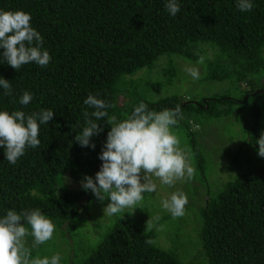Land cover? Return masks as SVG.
<instances>
[{
    "label": "trees",
    "instance_id": "trees-1",
    "mask_svg": "<svg viewBox=\"0 0 264 264\" xmlns=\"http://www.w3.org/2000/svg\"><path fill=\"white\" fill-rule=\"evenodd\" d=\"M177 2L181 10L173 17L166 11V0H0V10L30 14L32 27L43 37L42 50L51 56L46 67L30 63L18 72L0 57V78L12 86L11 95L0 87V111L28 115L51 109L55 113L52 121L40 126L39 147L28 148L15 165L6 160L5 148L0 146V218L8 210L38 209L60 229L80 211H88L95 195L82 186L77 191L66 189L64 176L76 182L86 176L95 179L112 126L107 121L127 119L140 103L155 112L180 107L182 118L175 126L186 135L196 174L206 187L207 200L195 217L201 248L197 262H181L161 249L153 230L145 231L124 213L86 258L71 255L67 264H264V157L259 156L256 143L264 125L259 106L243 139V144L248 139L254 148L258 165L252 164L220 191L213 192L207 185V163L188 126L190 121L228 116L243 96V103L255 105L264 96V0H252L248 12L239 11L237 0ZM204 45L241 71L231 74L206 57L203 81H227L239 89L245 83L242 97L190 101L170 95L151 100L139 92L136 82H124L164 54L196 62L195 53L204 55ZM3 51L0 48V56ZM25 91L33 96L27 106L19 103ZM89 94L115 105L106 109L108 117L97 121L104 130L91 138L94 149L82 147L75 139L86 126L84 111H95L84 104ZM121 96L126 102L119 105ZM239 161L237 152L232 162ZM25 226L29 227L26 222Z\"/></svg>",
    "mask_w": 264,
    "mask_h": 264
},
{
    "label": "clouds",
    "instance_id": "clouds-1",
    "mask_svg": "<svg viewBox=\"0 0 264 264\" xmlns=\"http://www.w3.org/2000/svg\"><path fill=\"white\" fill-rule=\"evenodd\" d=\"M165 8L173 17L181 10L177 0H166ZM237 8L241 12L251 11L252 0H237ZM43 42L41 33L31 25L30 14L19 10H0V48L4 49L0 57L17 72L30 63L41 67L50 63L49 52L42 50ZM195 54L198 56L197 63L203 65L206 57ZM184 71L194 80L200 79L198 68L185 67ZM0 87L5 90V95L12 94L9 80L0 78ZM32 99L33 96L25 91L19 103L27 106ZM84 104L95 111L91 114L84 111L86 126L75 139L82 147L91 146L94 149L95 144H90L91 138L104 130L97 121L108 117L106 109L115 105L93 94L88 95ZM54 115L51 109L28 115L19 110L12 113L0 111V146L5 148L6 160L10 164L15 165L28 148L39 147L40 126L47 125ZM178 118H182L179 106L174 110L155 112L140 103L127 119L117 123L115 117H111L107 121L112 126L99 156L103 162L101 169L95 179L86 176L81 182L83 190H90L100 202L110 199L104 208L105 214L112 216L141 203L144 193L156 191L154 178L169 187L177 181L194 178L195 169L181 149L179 139L171 131ZM256 143L259 145V156L264 157V133ZM187 203L184 193L174 192L162 201V207L175 219L185 214ZM25 222L29 227L25 226ZM54 232V223L38 209L20 213L8 210L0 218V264H60L62 257L59 253L50 258H32L31 248L26 247L27 236L33 237L32 248H37L51 240ZM145 242L152 243L151 240Z\"/></svg>",
    "mask_w": 264,
    "mask_h": 264
},
{
    "label": "rangeland",
    "instance_id": "rangeland-1",
    "mask_svg": "<svg viewBox=\"0 0 264 264\" xmlns=\"http://www.w3.org/2000/svg\"><path fill=\"white\" fill-rule=\"evenodd\" d=\"M202 50L205 57H210L208 59L212 62L218 61L217 64L226 68L231 74L241 71L240 66L233 69L226 60L221 61L219 53L214 48L204 45ZM185 67L198 68L200 79L194 80L184 71ZM205 74L204 64H198L197 61H186L176 55L164 54L150 68H144L133 76H126L124 82H136L139 92L151 100L170 95H178L183 100L190 101L225 96L237 100L242 97L241 90L247 89L245 83L240 85V89L233 87L227 81L205 83L203 81ZM245 97L243 96L241 101H237L230 107L231 112L228 116L210 120L200 119L188 123L206 160V181L213 192L221 190L228 181L249 170L252 164L258 165L254 148L249 145L248 139L247 143L243 144V139L246 138L247 129L251 127L253 112L257 106L261 111V121L264 125V96L260 97L256 105L251 101L243 103L246 100ZM125 102V98L119 97V105ZM171 131L179 139L181 149L184 150L195 169L194 178L177 181L172 187L164 185L159 179L154 178L157 185L155 192L144 193L141 203L112 216L104 212L110 199L100 202L96 198L91 202L89 210L80 211L74 221L60 229L55 226L52 239L40 245V248H32L33 240L27 242L26 239V247L31 248L32 258L37 256L50 258L59 253L62 257L61 264H67V259L71 255L78 259L86 258L101 242L102 237L120 218L121 214L129 213L145 231L153 230L156 233L155 243L161 249L174 254L181 262H197V255L201 248L196 231L199 229V224L195 217L198 207L203 206L207 200L206 187L203 186L196 174L195 163L188 147L186 135L176 126L172 127ZM262 133H264V127L257 132L258 138ZM237 152L240 154V161L235 164L232 162V158ZM242 152L243 154H241ZM248 159H251V163H248ZM141 175L143 176V174ZM63 184L66 189L72 191H77L82 186L81 181H73L68 175L64 176ZM174 192L184 193L188 200L185 214L175 219L172 218L170 212L162 207V201L170 198Z\"/></svg>",
    "mask_w": 264,
    "mask_h": 264
},
{
    "label": "water",
    "instance_id": "water-1",
    "mask_svg": "<svg viewBox=\"0 0 264 264\" xmlns=\"http://www.w3.org/2000/svg\"><path fill=\"white\" fill-rule=\"evenodd\" d=\"M264 90H261V92H263Z\"/></svg>",
    "mask_w": 264,
    "mask_h": 264
}]
</instances>
